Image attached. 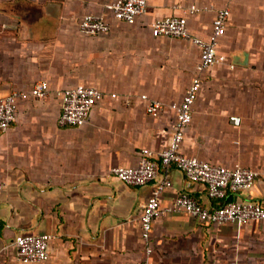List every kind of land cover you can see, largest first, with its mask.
<instances>
[{
	"label": "crops",
	"instance_id": "crops-1",
	"mask_svg": "<svg viewBox=\"0 0 264 264\" xmlns=\"http://www.w3.org/2000/svg\"><path fill=\"white\" fill-rule=\"evenodd\" d=\"M117 0H0V99L29 93L41 80L44 99L19 102L17 121L0 134V264H21L19 234H49L47 261L38 264H143V207L157 184L171 183L161 211L183 193L213 209L203 183L187 186L179 169L159 166L147 186L111 176L136 168L143 150L170 144L176 110L193 78L201 84L181 152L212 165L250 169L253 187L228 199L264 205V0H146L133 25L106 6ZM230 6L218 53L226 61L197 67L218 10ZM86 15L107 32L81 33ZM185 17L189 37H155L152 25ZM102 93L81 127H61L62 93L77 86ZM162 103L157 116L147 101ZM153 264H264V221L215 225L184 210L160 215L152 229Z\"/></svg>",
	"mask_w": 264,
	"mask_h": 264
},
{
	"label": "built area",
	"instance_id": "built-area-1",
	"mask_svg": "<svg viewBox=\"0 0 264 264\" xmlns=\"http://www.w3.org/2000/svg\"><path fill=\"white\" fill-rule=\"evenodd\" d=\"M232 2L234 0H228ZM107 11L115 19L133 25L136 19L146 13V0H117L106 6ZM231 14L230 6L218 10L212 24V32L207 40L194 39L201 47V61L198 72L224 63L226 57L218 53L220 40L226 33V26ZM110 24L102 17L86 15L81 21L80 31L84 35L94 36L109 31ZM155 37H189L187 19L185 17L168 16L157 19L152 25ZM201 79L193 78L187 92L179 104L173 105L176 110V120L168 147L153 155L151 151L143 150L141 161L136 168L115 167L111 176L117 180L136 187L152 184L158 175L159 166L165 172L175 167L184 173L187 186L193 183H203L211 198L221 200V204L213 209H207L187 193L177 197L174 206L161 211L160 197L163 191L171 186L166 180L154 187L153 193L143 207L141 215V238L145 245V260L143 264L152 263V229L155 220L166 212L184 210L202 222L215 225L227 223L245 224L251 221H264V205L252 201H236L228 199V191H246L253 187L257 174L246 168L229 169L212 165L196 157H187L181 152V143L187 126L192 123L193 110L199 95ZM49 93L48 83L38 81L29 93L15 92L0 99V134L9 131L17 121L19 102L31 96L34 99H44ZM102 98V93L88 86H77L66 89L62 93V109L59 117L61 127H81L88 120L95 103ZM147 101L146 110L157 116L162 103L150 100L147 95L141 97ZM53 239L49 234H19L14 240L16 259L21 264H38L48 260V247Z\"/></svg>",
	"mask_w": 264,
	"mask_h": 264
}]
</instances>
